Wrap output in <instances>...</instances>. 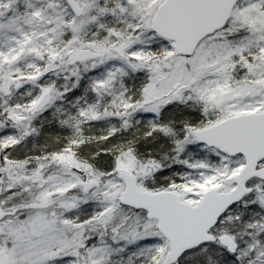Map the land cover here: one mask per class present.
I'll use <instances>...</instances> for the list:
<instances>
[{
    "label": "snow or ice",
    "instance_id": "6c2138e0",
    "mask_svg": "<svg viewBox=\"0 0 264 264\" xmlns=\"http://www.w3.org/2000/svg\"><path fill=\"white\" fill-rule=\"evenodd\" d=\"M0 264H264V0H0Z\"/></svg>",
    "mask_w": 264,
    "mask_h": 264
}]
</instances>
